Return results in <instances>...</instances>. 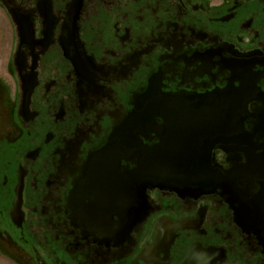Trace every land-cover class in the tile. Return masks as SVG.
Here are the masks:
<instances>
[{
	"label": "flooded vegetation",
	"instance_id": "1",
	"mask_svg": "<svg viewBox=\"0 0 264 264\" xmlns=\"http://www.w3.org/2000/svg\"><path fill=\"white\" fill-rule=\"evenodd\" d=\"M0 30L1 261L264 264V0H0Z\"/></svg>",
	"mask_w": 264,
	"mask_h": 264
},
{
	"label": "water",
	"instance_id": "2",
	"mask_svg": "<svg viewBox=\"0 0 264 264\" xmlns=\"http://www.w3.org/2000/svg\"><path fill=\"white\" fill-rule=\"evenodd\" d=\"M151 110H152V106L151 105H144L141 109L137 110L136 112H133L132 114H146V115H150L151 114ZM238 112L239 114H245L246 109L245 106L243 105H239L238 106ZM241 120V118H240ZM143 123H148L149 120L148 119H144L142 121ZM241 125V124H240ZM134 136H132L131 134L128 135V139L131 140V142H127V144H134V145H141L140 142H134L132 140ZM161 145H167V143H160ZM146 153V152H145ZM144 153V154H145ZM196 159H191L192 162H194ZM202 161V160H201ZM149 162H151L149 160ZM153 169V171L155 169L158 170V175L156 176V178L159 181V185H170L172 183H174L175 181H172L171 183H165L162 184L161 181H167L170 179H181V178H191V180H199L202 177V173H203V168L202 166L199 165H192L191 167H187V168H182L180 167L178 164H175L173 162V160L170 158V154L168 153H159V160H158V164H153L152 168H151V164H149V168L147 170L144 171V176L147 175V177L151 178V170ZM154 178V176H153Z\"/></svg>",
	"mask_w": 264,
	"mask_h": 264
},
{
	"label": "rangeland",
	"instance_id": "3",
	"mask_svg": "<svg viewBox=\"0 0 264 264\" xmlns=\"http://www.w3.org/2000/svg\"><path fill=\"white\" fill-rule=\"evenodd\" d=\"M3 37V35H2V31L0 30V42H1V38ZM1 50H0V66L2 65V58H1ZM2 257H5L4 255H3V253H2V251L0 250V264H8L6 261H1V258Z\"/></svg>",
	"mask_w": 264,
	"mask_h": 264
}]
</instances>
